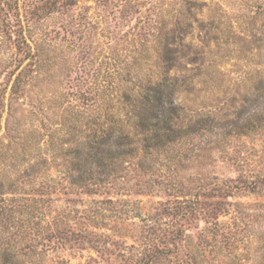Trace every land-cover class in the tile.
<instances>
[{
	"label": "rangeland",
	"instance_id": "1",
	"mask_svg": "<svg viewBox=\"0 0 264 264\" xmlns=\"http://www.w3.org/2000/svg\"><path fill=\"white\" fill-rule=\"evenodd\" d=\"M165 67L179 125L214 122L146 154L118 101ZM109 114L137 150L104 176L86 143ZM2 250L13 264H264V0H0Z\"/></svg>",
	"mask_w": 264,
	"mask_h": 264
},
{
	"label": "trees",
	"instance_id": "2",
	"mask_svg": "<svg viewBox=\"0 0 264 264\" xmlns=\"http://www.w3.org/2000/svg\"><path fill=\"white\" fill-rule=\"evenodd\" d=\"M51 4L50 7L54 6ZM9 31V27L5 26L3 32L9 33ZM160 58L162 62L166 61L164 54H161ZM166 69L167 67L163 70L164 79L153 84L147 83L137 89L127 88L123 92L122 99L118 101V108H121L124 116L132 121L135 130L142 136V153L168 149L173 144L184 142L185 139H190L192 135L201 131L207 132L214 122L199 118L185 127L179 125L180 109L174 104L176 87L169 80ZM19 80V76L15 78L13 88L20 85ZM111 91L114 92L115 88H111ZM112 100L108 99L102 103L107 110L113 111ZM104 117L105 121H102L96 115L93 116L92 130L86 147L94 151L91 160L96 172L106 176L108 172H113L116 162L132 156V152L137 149L132 146L131 138L118 128L119 120L115 116L109 114ZM75 153L78 154L77 149ZM91 173L92 169L89 170V174ZM83 180V177L78 176L75 182L79 183ZM11 259L13 260V255L2 250L0 264H13Z\"/></svg>",
	"mask_w": 264,
	"mask_h": 264
}]
</instances>
